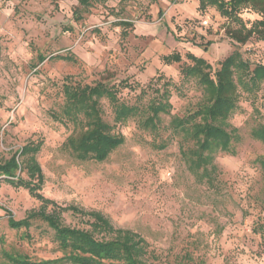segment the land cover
Returning <instances> with one entry per match:
<instances>
[{
	"label": "rangeland",
	"instance_id": "obj_1",
	"mask_svg": "<svg viewBox=\"0 0 264 264\" xmlns=\"http://www.w3.org/2000/svg\"><path fill=\"white\" fill-rule=\"evenodd\" d=\"M199 4L0 0V168L16 161L13 177L0 169V264H16L14 256L36 263L63 255L48 222L28 219L38 211L98 239L132 230L148 243L144 264H264V143L253 136L264 125V82L238 88V108L228 120L238 134L237 153L216 154L214 186L189 171L181 148L193 143L172 128L174 117L204 99L197 79L182 72L192 63L189 54L205 59L212 73L235 50L252 67L264 64V40L235 43L226 34L234 22ZM241 15L259 18L250 9ZM174 54L181 60L164 59ZM100 81L116 85L119 103L138 110L115 124L118 108L101 99L104 120L125 142L104 161L81 160L65 145L81 127L56 115L65 103L64 83ZM163 94L171 95V112L160 114L156 128L145 127L150 105ZM36 147L41 186L37 178L30 182L27 164ZM92 212L112 231L94 229Z\"/></svg>",
	"mask_w": 264,
	"mask_h": 264
},
{
	"label": "trees",
	"instance_id": "obj_2",
	"mask_svg": "<svg viewBox=\"0 0 264 264\" xmlns=\"http://www.w3.org/2000/svg\"><path fill=\"white\" fill-rule=\"evenodd\" d=\"M208 6L215 7L222 16L234 22L228 26L226 34L237 44H246L252 38L264 40V0H200L199 9ZM250 9L259 14L253 21L245 20L241 12ZM192 63L182 72L185 76L197 79L203 89L204 99L186 115L172 119L174 132L182 134L192 146H183L181 155L189 171L198 181L214 186L218 179V166L215 156L219 152L230 155L237 153L235 142L238 141L236 128L230 127L228 122L238 108L239 86L243 89L257 88L264 82V64L257 63L254 67L244 59L239 50L227 56L219 69L212 73L211 66L205 59L189 54ZM46 57H41L44 61ZM167 62L180 61L181 56L174 54L164 58ZM129 85V84H126ZM65 103L56 119L67 121L81 127L78 134L70 135L65 145L81 160L104 161L110 154L125 142V136L115 131L102 115L100 101L108 98L118 109L115 124L123 123L137 112V107L127 105L117 97L118 88L107 82H97L93 85H75L64 83ZM171 95L163 94L159 100L150 105L152 112L143 122L145 127L156 128L161 113H170L173 107ZM253 136L264 143V125L253 130ZM161 149L166 145H160ZM27 159L30 182L38 179V185L44 182V174L34 153ZM25 152V149H24ZM264 167V158L260 160ZM16 166L13 158L1 171L8 177L9 172ZM27 187L30 188V185ZM33 192V190H31ZM43 202L51 201L44 196H38ZM78 212L76 207L71 208ZM94 218L91 223L94 229L104 225L107 230L113 229L99 212H92ZM36 217L48 222L55 230L56 238L63 255L54 259L33 263L25 256H14L16 264H144L148 243L144 237L132 230H118V234L111 239H98L95 234L86 229L68 227L61 223L56 213L38 211L31 213L28 219ZM28 219L25 220L27 223ZM29 223V221H28ZM94 223V224H93ZM15 226L14 222L10 223Z\"/></svg>",
	"mask_w": 264,
	"mask_h": 264
}]
</instances>
